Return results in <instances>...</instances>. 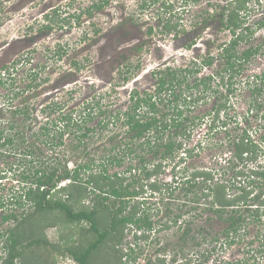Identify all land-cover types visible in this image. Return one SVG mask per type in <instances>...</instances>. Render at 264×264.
I'll list each match as a JSON object with an SVG mask.
<instances>
[{
    "label": "rangeland",
    "instance_id": "obj_1",
    "mask_svg": "<svg viewBox=\"0 0 264 264\" xmlns=\"http://www.w3.org/2000/svg\"><path fill=\"white\" fill-rule=\"evenodd\" d=\"M98 1L0 0V77L2 79L4 77L1 67L7 66L8 62L14 63L19 59L26 60V62L21 61L20 64L16 65V70H11V77H13V82L15 83V92H23L21 98H13L12 92L9 91L7 94L6 85H0V122H2L0 124L2 126L4 125L3 122L7 124L11 117H13L11 111L15 108L22 106L34 107L35 110H31L32 115L29 121H24L23 116L16 117L14 122L18 124L17 130L26 132L27 138L31 140L30 134L32 133H28L31 130L26 128L30 125L33 128V132H35L33 135L38 134L41 140H49L51 144V140H53L51 134L57 138L56 133H50L49 136H42L39 133L40 127L44 126L49 121L48 119H58L59 114L62 112L66 114L72 109L80 110L83 108L84 103H92L96 99L102 98L101 100L103 101L101 103L104 106H101V111L102 109L107 112L111 111L108 113V118L112 120L111 118L116 115L117 111H126L128 109V106L125 107V104L129 100V92L134 84L138 87L134 89L143 95L148 91H154L153 81L149 75L144 74V70L147 71L150 68H156V70L160 68L163 78L170 72V68L171 71L172 69L178 70L177 78L183 80L182 88L184 91L185 87L192 85L196 82L197 78H200L199 75H202L203 70L201 74L194 75L189 73L188 70L186 71V69L191 68L193 66L191 63L193 58L201 54L203 55L205 50L204 43L200 40L197 44L200 46L199 48L190 49L191 46L188 48L187 45L196 38L203 37L205 39L204 42L208 39L211 40L209 42L210 46H214V53L218 51L220 54L221 45L228 43L232 39L230 31L223 29L219 21L212 17L218 9H221L222 6L232 0H201L197 3L192 1L182 3L181 0H160L153 5L149 4L148 7H145V10L140 7L141 2L144 0H110L112 1L111 4L104 11L92 12V16L83 14L79 26L73 23L69 29H60L55 26L51 32L43 30L42 26L47 23L46 15L52 14L54 9H60L63 17H69L75 13H85L93 3ZM163 2L173 3L172 8L164 10L162 8ZM246 7L247 10L241 14L245 18L244 25L253 26L254 23H261L264 18V0H251ZM165 20H169L170 25L174 26L172 31L164 32ZM150 30H152L151 34H149ZM263 35L264 29L258 30L256 28L255 34L251 36L250 44L243 42L238 47V51L242 53V51H245L250 46L258 47L259 45H263ZM93 41L97 43L94 46H89L90 42ZM59 47L68 50L67 56L61 61L55 55V51ZM218 58L217 65L219 69L226 63V60L221 57ZM76 60L81 61V64L82 62L85 64H82L80 72L77 71L76 74H73L74 69H77L73 64V61ZM127 69H129V73H132L129 79V81L131 80L130 89L122 91L120 89L127 84L122 81ZM33 70L40 72L39 80H41L40 87L38 89L35 88V91L34 89L28 90L26 87L30 84L31 80L28 76ZM210 71H206V75H211ZM69 73H72L71 79L69 81L63 80L65 77L71 76ZM115 78L116 82L114 81ZM137 78L141 80L133 84ZM235 80L238 83L237 91L228 100L225 95L227 93V86H222L221 88L218 87L220 92H218L217 97L215 94L209 92L208 97L205 98V102L198 104L201 107L198 106L189 115V117H195V119H188L184 123L190 126L189 133L186 135L184 133L176 134L179 129L174 128L171 130L172 134H176L174 136L176 137L175 139L184 143L183 148L194 150L190 156L187 153L188 157L185 156V161L178 165L179 158L184 155L180 153V155H177L178 158L174 156V159H171L166 165V174H162V178L161 175L158 176L161 179L166 177L164 182L172 185L173 189L179 184V186H182L188 174L198 168L208 171L216 170L217 179H231L234 175V169L229 170L228 168V172L226 171V168L229 166L228 160L231 157V151L235 149L234 143L240 141V137H242L245 131L250 135L253 142L258 143L259 158L253 164L250 162L252 160L238 164L235 170L245 172L248 177L238 178L237 180L242 179L244 182L243 184L236 185V187L246 186L250 180L259 181L257 177H255V180L254 178L249 179V174L253 167L258 165L264 167V143H262V140L264 141V45L258 54L249 59L245 70ZM254 86H260L259 88L263 89L260 98L256 94H253L252 89ZM11 88L14 91V88ZM176 91L178 93L179 89ZM45 92L49 95L48 97L45 96ZM32 96L35 98L31 99ZM215 98L217 100L214 103ZM221 101H227L228 103L227 109L221 112L220 119L221 121L229 119V124L223 127L222 122H220V125L216 124L219 127L216 130H212L211 121L215 118L213 107L220 104ZM48 102L60 103L61 112L53 113L49 116L46 113H41V109L45 108ZM254 103L257 106L261 104L259 110L255 109ZM110 104L113 106H110ZM249 107H252L254 111L249 112ZM160 108L163 109L162 107ZM95 112L98 113L99 111L95 110ZM98 117L96 116L89 123V127H97ZM108 118L106 121L109 122L110 127L107 129L111 130L110 133H99L96 131L92 139L87 138L84 140V148L88 152V156L84 155L83 147L77 151H72L74 141L65 137L63 146L52 148L53 151H50L47 146L45 147L39 143L38 146L44 151L41 155L42 160L53 156L54 159L52 158L53 160L51 161L56 166L67 164L68 168H74L77 163L94 161L99 165L104 163L105 167L110 163V158L116 157L121 159L122 164L111 167L107 166L109 174L113 175L116 172L120 174L125 173L130 165L135 166L138 163L135 155L128 154L130 151V146L128 145H131V134L124 133L127 129L117 127V130H122L116 133L114 138H111L115 134L113 130H116V127L111 124V121H108ZM193 120L194 125H190L189 121ZM24 122H26L25 128H20L24 126ZM154 133L156 132H148L142 140L148 141V137H150L154 141ZM165 133V138L171 135L168 131ZM189 134L190 138L187 141L186 137ZM162 141L165 140H160L159 142ZM55 142L58 141L55 140ZM140 142L141 140L134 141L136 145L140 144ZM75 143H78V141H75ZM117 144L118 147L115 150H111ZM142 153L147 152L142 151ZM148 158H152L151 154ZM15 159H10V162H13ZM0 163H2V160H0ZM179 166L181 168L186 167L189 169V172L184 175L180 174ZM2 167L3 165L0 164V168ZM95 171L97 172V170ZM223 172H227L226 176H223ZM175 176H178L179 180H176ZM261 182L260 180V184ZM4 185L8 190L14 183L11 180L5 181ZM255 186V192L257 194L262 192L264 197V186L260 188H257V184ZM145 188L149 190L146 194L142 195L147 199L145 207L149 206L151 213L156 214L152 217V220L158 225L156 231L150 234L148 241H137L139 246L136 251H140L141 254L135 263L129 261L127 264H146L147 259H151L148 262L149 264H157L155 262L158 258L163 257V250H166V248V254L172 256L174 251L181 247L182 243L179 241V237L184 232L186 222L193 221V227L205 224L207 228L212 229L211 232L213 233L222 232L226 227V224L220 223L217 220L206 224V219L210 218L211 214L202 213V208H199L197 211L192 209V207H195L193 203H188L183 209H178L177 206L182 205L181 201L186 199L184 194H182L180 197L184 199L179 202L178 195H180V190L178 187L175 189L176 192L172 198L173 200L165 199L163 202L160 200L162 195L157 193L152 195L149 187L146 186ZM7 190L4 191L1 188L0 193L7 195L9 192ZM92 198L86 200V203L90 202L92 204ZM187 199L189 198L187 197ZM167 208H171L174 214L167 215ZM176 214L184 215L181 219L184 223L182 225L180 223L172 224L169 228H166L165 223ZM262 214L261 221L252 223V219L250 218L248 225H245V232L236 238L235 243L226 244L220 251V254L214 256L213 261L223 260L229 264H264V254L260 256L257 253V248L264 243L263 211ZM71 232L72 229L70 228L60 230L58 226L50 228L47 234L50 241L58 243L60 241V233L62 239L67 240L70 238ZM134 233L135 227H129L126 230L125 239L121 246L124 251L129 250L130 246H134ZM197 242H201L200 239ZM193 246L190 248L185 246V250L188 251L186 252V257L190 256L192 264H198L202 249L206 248L208 250L209 248L207 244L201 247L199 245V247ZM47 252L46 250L45 254ZM51 256H54L55 260L57 259L59 263L62 262L61 264H71L65 259L66 257H60L53 249H50L48 252L47 259L50 262L53 259ZM180 259L182 257H179ZM169 260L170 258L168 257ZM2 262L0 254V264Z\"/></svg>",
    "mask_w": 264,
    "mask_h": 264
},
{
    "label": "trees",
    "instance_id": "obj_2",
    "mask_svg": "<svg viewBox=\"0 0 264 264\" xmlns=\"http://www.w3.org/2000/svg\"><path fill=\"white\" fill-rule=\"evenodd\" d=\"M157 1L160 0H149V3L153 5ZM181 1L182 3H188L189 1L197 3L201 0ZM250 1L232 0L224 6L221 5V9H218L212 15L223 26V29L230 31L233 35L228 43L221 46L223 51L220 57L224 58L226 63L222 65L218 73L203 79L197 78L196 82L188 85L184 91L182 88L183 80L177 78L178 70L172 69L171 71L170 68V72H168L170 77H164L160 80L155 95L152 93L150 95L148 92L143 95L136 90L131 92L128 109L117 111L116 115L111 118L112 120L108 118V113L111 111L107 112L104 109L101 111L102 98L96 99L92 103H84L83 108L80 110L72 109L66 114L62 112L59 114L58 119H48L49 121L40 127L39 133L42 136L56 133L57 138L51 134L53 138L51 144L49 140H41L38 134L33 135L35 132H33L30 125L26 128L31 130L28 131V133H32L30 134L31 140L27 138L26 132L17 130L18 124L14 122L16 117L23 116L24 121H29L32 115L31 110H35L34 107L22 106L11 111L13 117L7 124L3 122L4 128L0 124V160H2L0 164L3 165L0 168V190L1 188L4 191L7 190L4 185L5 181L11 180L14 183L7 190L9 191L7 195L0 193V254L2 264H58L59 262L57 259L55 260L54 256H51L53 258L51 262L47 259L50 249L55 250L60 257H66V260H70L75 264H127L129 261L135 263L141 254L140 251H136L139 246L137 241H148L150 234L156 231L158 225L152 220V217L156 214L151 213L149 206L145 207L147 199L142 195L149 191L145 188L146 186L152 191V195L156 193L162 195L161 202L165 199L173 200L175 189L178 187L180 190L179 202L184 199L180 197L182 194L186 197L181 201L182 205L177 206L178 209H183L188 203H193L195 207H192V209L197 211L202 208V213L211 214V217L206 219V224L211 223L213 220L226 224L222 232L213 233L211 232L212 229L207 228L205 224L193 227V221L186 222L184 232L179 237V241L182 243L181 247L175 250L172 256L166 254V248V250H163V257L158 258L155 263L192 264L190 256L186 257L188 251L185 250V246L190 248L193 245H196L193 247H201L207 244L209 249H202L203 251L199 255L200 258L198 257L200 259L198 264H229L223 260L214 262L213 258L220 254L226 244L235 243L236 238L245 232V225H248L250 218L252 219L251 222L255 223L261 221L263 216V193L259 192L257 194L255 185L257 184V188L264 186V167L258 165L250 170L249 179L254 178L255 180V177H257L259 181L250 180L248 185L238 187L236 185L243 184L244 181L237 179L248 177V175L243 171L235 170L240 162L252 160L250 162L253 164L258 160L259 145L253 142L250 135L245 131L240 137V141L234 143L235 149L231 151L232 154L228 160L229 166L226 171L228 172V168L229 170L234 169V175L231 179H217L216 170L208 171L198 168L188 174L182 186H179V184L173 189L172 185L164 182L158 176L166 174V165L171 159H174V156L180 155V153L184 154L183 157L179 158L178 165L185 161L184 159L188 157L187 153L189 156L193 153L194 150L183 148L184 143L174 137L179 133L185 135L189 133L190 126L184 124L189 118L183 119L182 112L178 111L179 114L176 113L177 115H172V112L175 113L176 111H171V115L167 116L168 114H166L164 117L159 118L157 117L159 112L157 104L164 101V95L168 93L166 91L170 90L171 92L167 97L168 103L174 95L176 97L183 96L184 102L190 110V107L194 105V103L189 102V98H193V92L188 93V90H195L197 94L202 93L194 100L195 102L198 103L203 99V102H205L206 95L203 93L206 91V85L213 80L218 82V87L227 86L226 90L229 91L230 96H232L231 93L234 94L237 91L238 83L235 79L245 70L249 59L258 54L264 45L263 35V45L250 46L242 53L238 51V47L243 42L250 44L251 36L255 34L256 28L258 30L264 29V18L261 23H254L253 26L244 25L245 18L241 14L247 10L246 6ZM109 4L110 0H99L93 3L85 13H75L69 17H63L60 9H56L52 15L46 16L47 23L43 26V29L51 31L55 26L60 29H69L73 23L79 26L83 14L92 16V12H100ZM172 6L173 3L171 4V2H163L162 8L169 10ZM164 22V32L172 31L174 26L170 25V21L165 20ZM244 31L245 33H243ZM151 33L152 30L149 34ZM65 54L66 51L60 47L55 51L58 60H61ZM206 63L211 65V59ZM73 64L77 68L74 69V73L80 72L83 62L81 64V61L76 60L73 61ZM14 70H16L15 67ZM187 70L189 73L194 74L193 70ZM129 72V69H127L122 80L123 83L129 82L132 75ZM39 74L40 72L36 71L29 73L28 78L31 81L27 85L28 90L40 87ZM3 76L5 77L4 73ZM4 77L3 79L0 77L1 86L4 85ZM11 79L13 82V77ZM114 81L116 82V78ZM12 86L15 92L14 82ZM202 86L204 89H200ZM259 87L254 86L252 89L253 94H256L258 98H260L263 90ZM177 89L180 90L178 93L176 92ZM218 92L217 88L215 93L218 94ZM13 95V98L18 99L22 97L23 92L16 91ZM225 95L228 100V95ZM227 103V101H221L220 104L213 107L215 118L211 121L212 130H216L220 122H222L223 127L229 124V119L223 121L220 119L221 112L227 109ZM253 105L256 110L261 107V104L260 106L255 103ZM110 106L113 105L110 104ZM95 110L99 112L96 113ZM252 111L254 109L249 107V112ZM57 112H61V104L57 102H50L45 108L41 109V113H46L48 116ZM152 112H154L153 116L151 115ZM96 116H99L97 127H89V123ZM107 118L116 127V130H113L115 134L111 138H114L116 133H119L122 129H127L124 133L131 134V145H128L130 146L128 154L135 155L138 163L135 166L130 165L125 173L109 174L107 166L122 164L121 159L116 157L110 158V163L105 167L104 163L99 165L94 161L77 163L74 168H68L67 164L56 166L51 161L54 159L53 156L42 160L41 155L44 151L38 146L39 143L53 151L52 148L63 146V140L66 137L73 139L72 151H77L82 147L84 148V140L87 138L92 139L96 131L110 133L111 130L107 129L110 127L109 122L106 121ZM25 123L20 128H25ZM216 124L218 125L216 126ZM117 127L122 129L117 130ZM174 128L179 129L175 135L171 133ZM166 131L171 135L165 138ZM148 132H156L153 137L154 141L150 137H148V141L142 140ZM190 134L187 137L185 136L187 141H189ZM55 140L58 142H55ZM135 140H141L140 144L136 145ZM160 140L165 141L159 142ZM75 141H78V143H75ZM262 143H264L263 140ZM117 147L118 144L111 150H115ZM142 151L147 153H142ZM150 154L152 158H148ZM84 155L88 156L85 148ZM10 159L15 160L10 162ZM187 172H189V169H183L184 174H187ZM227 172H223V176H226ZM175 177L178 178V176ZM260 180L262 181L261 184ZM63 183H66V185L62 186ZM89 198H92V204L90 202L86 203ZM172 213V209L167 208L166 214L171 215ZM183 216V214H176L174 217H170L169 223L166 222L165 227L169 228L172 224L178 223L182 225L184 223L181 221ZM58 226L60 230L70 228L72 232L67 240L62 239L60 233V241L56 243L50 241L47 231ZM129 227H135V244L125 252L121 246ZM198 239L201 242H197ZM263 244L257 248V253L260 256L264 254ZM46 250L48 251L47 254H45ZM168 257L170 258L169 261ZM179 257H182V259L179 260ZM150 260L147 259L146 264H149Z\"/></svg>",
    "mask_w": 264,
    "mask_h": 264
},
{
    "label": "flooded vegetation",
    "instance_id": "obj_3",
    "mask_svg": "<svg viewBox=\"0 0 264 264\" xmlns=\"http://www.w3.org/2000/svg\"><path fill=\"white\" fill-rule=\"evenodd\" d=\"M111 2L112 1H110V4H111ZM199 2V1H198ZM147 3V4H146ZM109 4V5H110ZM149 0H144V1H142L141 2V9H143V10H145L146 8L145 7H148L149 6ZM108 7V6H107ZM56 9H54V11H55ZM105 9H103L102 11H104ZM54 11L52 12V14L54 13ZM52 14H50V15H52ZM47 16V15H46ZM73 25V24H72ZM43 27V26H42ZM43 30H46V31H48V32H51V31H53L54 29H52L51 31H49V30H47V29H43ZM231 34V33H230ZM232 35V34H231ZM233 36V35H232ZM199 40L201 41V42H203L204 43V46H205V50H204V54L202 55H199V56H196V57H194L193 58V60H192V64H193V66L191 67V68H189V69H191V70H193L194 71V75H199V74H201V72H202V70H203V73H202V75H199L200 76V79H203V78H206V77H208V76H211V75H214V74H216V73H218V71L222 68H219L218 69V57H220V55H221V53H222V51H223V49L221 48V53L219 54L218 53V51H217V53H214V46L212 45V46H210V42L209 41H211V40H206V42H204V38L203 37H201V38H196L194 41H192V42H190L188 45H187V47L189 48L190 46V49H192V48H199L200 46H198L197 44H198V42H199ZM97 42L96 41H93V42H90V44H89V46L90 45H92V46H94L95 44H96ZM224 44V43H223ZM223 44L221 45V46H223ZM63 50H65L64 48H62ZM217 50H218V48H217ZM66 51V54L64 55V57L61 59V60H63L66 56H67V54H68V50H65ZM216 52V51H215ZM219 55V56H218ZM57 57V56H56ZM58 58V57H57ZM211 59V61H212V64L211 65H208L206 62L208 61V60H210ZM61 60H59V61H61ZM85 60H89V59H85ZM21 61H24V62H26V60L24 59V60H21V59H19L18 61H15L14 63H11V62H8L9 64H7V66H2L1 67V69H2V73H4V75H5V77H4V85H6V89H7V94L9 93V91L10 92H12L11 94H13L14 93V91L13 90H11L12 88L11 87H13L12 86V77H11V70H14V67H15V69H16V65H18V64H20L21 63ZM83 64H85V63H83ZM10 66H12L11 68H9ZM166 67H168V66H166ZM166 67H164V68H166ZM49 68H51V67H49ZM158 68H159V66H158ZM18 69V68H17ZM42 69V68H41ZM170 70V69H169ZM198 70V71H197ZM210 71L212 74L210 75H206V71ZM34 71H36V72H39V71H37V70H33V71H31V72H34ZM1 72V71H0ZM72 72V71H71ZM158 72H159V75H158ZM161 72V69L159 68L158 70H156V68H150V69H148L147 71H145L144 70V74L145 75H149V77L151 78V80L153 81L152 83H153V85H154V91H148V93H150V95H151V93L153 94V95H155L156 93H157V89H158V86H159V82H160V80L163 78L161 75H162V73H160ZM1 73V74H2ZM118 73V72H117ZM73 74H75V73H73ZM69 75H71L70 77H65V79H63V80H65V81H69L70 79H71V77H72V73L70 74L69 73ZM168 77H170L168 74H167V76L165 77V78H168ZM139 80H141L140 78H137V79H135L134 80V82H133V84L134 83H138L139 82ZM220 80V79H219ZM131 81V80H130ZM130 81L123 87V88H121L120 90H122V91H127V90H129L130 89ZM62 84H64L63 82H61ZM62 84H59V85H62ZM27 87V86H26ZM59 87V86H58ZM136 87V88H135ZM203 87V86H202ZM222 87V86H221ZM220 87V88H221ZM57 88V87H56ZM61 88V87H60ZM137 89L138 87L137 86H135V84H134V86L132 87V89L130 90V92H129V96H128V99L130 98V95H131V92H133L135 89ZM187 87H185V89H186ZM218 88V82H216L215 80H213V81H211L209 84H207L206 85V91H205V93H203V94H205L206 96L205 97H208V95H209V92L210 93H213V94H215L216 95V97H217V93H215V90ZM57 89H59V88H57ZM202 89H204V87L202 88ZM36 89L34 88V91H35ZM218 90H219V92H220V89L218 88ZM180 91V90H179ZM166 92H168V93H165V95H164V101L161 103H158L157 104V108H158V110H159V112L157 113V117H159V118H162V117H164L166 114H168L167 116H169V115H171V111H176L175 113H173L172 112V115H177V114H179V113H177V111L178 112H182V117H183V119H185V118H189V119H195V117H189V115H191L192 114V112H194L193 110H195L196 108H198V106H200L201 107V105H198V104H203L204 102V99L203 100H201L200 102H195L194 100L196 99V98H198L202 93H195V92H193L192 90L191 91H189L188 90V93H192L193 92V98H189V102L192 104V103H194V105L192 106V107H190V110L187 108V104L184 102L185 100H184V97L183 96H179V97H176L175 95L172 97V100H170V103H168V101H167V97L169 96V94H170V90L169 91H166ZM177 92V91H176ZM227 95H228V97L230 98L231 96H230V93H229V91H227V93H226ZM232 95H233V93H231ZM45 96L46 97H48L49 95L45 92ZM223 96V95H222ZM221 96V97H222ZM35 97L34 96H32V98L31 99H34ZM46 99H48V98H46ZM217 100V98H215L214 99V103H215V101ZM34 101V100H33ZM171 101H172V104H171ZM43 102H45L44 100H43ZM50 102H48V104H49ZM214 103H213V105H214ZM130 105V99L129 100H127V103L125 104V107H127V106H129ZM160 107H162L163 109H161ZM176 107H177V109H176ZM177 113V114H176ZM153 114H154V112H152L151 113V115L153 116ZM150 116V115H149ZM194 120L193 121H191V122H189V124H193L194 125ZM184 151V150H183ZM184 155V154H183ZM179 168V170H180V174H182V175H184V173H183V169H185L186 167H184V168H181L180 166L178 167ZM175 169V168H174ZM168 172V171H167ZM160 178V177H159ZM161 178H162V176H161ZM160 178V179H161ZM166 178V177H165ZM165 178H163L162 180L163 181H165ZM178 180H179V178H177ZM176 184H179V183H176ZM216 258V257H215ZM217 259V258H216ZM221 261V260H220Z\"/></svg>",
    "mask_w": 264,
    "mask_h": 264
},
{
    "label": "clouds",
    "instance_id": "obj_4",
    "mask_svg": "<svg viewBox=\"0 0 264 264\" xmlns=\"http://www.w3.org/2000/svg\"><path fill=\"white\" fill-rule=\"evenodd\" d=\"M68 184V183H67ZM66 185V183H63V185L62 186H65ZM68 262H70L71 264H75L74 262H72V261H68Z\"/></svg>",
    "mask_w": 264,
    "mask_h": 264
},
{
    "label": "built area",
    "instance_id": "obj_5",
    "mask_svg": "<svg viewBox=\"0 0 264 264\" xmlns=\"http://www.w3.org/2000/svg\"><path fill=\"white\" fill-rule=\"evenodd\" d=\"M62 263V262H61ZM61 263H59V264H61Z\"/></svg>",
    "mask_w": 264,
    "mask_h": 264
}]
</instances>
